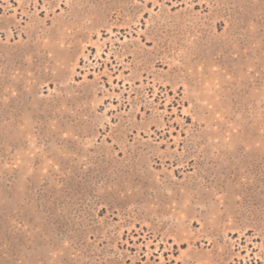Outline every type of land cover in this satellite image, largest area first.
Returning <instances> with one entry per match:
<instances>
[{"label":"rangeland","instance_id":"374dc122","mask_svg":"<svg viewBox=\"0 0 264 264\" xmlns=\"http://www.w3.org/2000/svg\"><path fill=\"white\" fill-rule=\"evenodd\" d=\"M0 264H264V0H0Z\"/></svg>","mask_w":264,"mask_h":264}]
</instances>
